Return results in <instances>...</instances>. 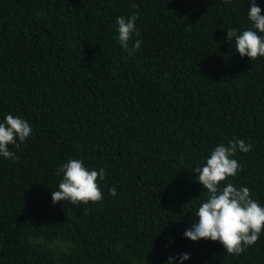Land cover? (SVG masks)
Here are the masks:
<instances>
[{"label":"trees","instance_id":"16d2710c","mask_svg":"<svg viewBox=\"0 0 264 264\" xmlns=\"http://www.w3.org/2000/svg\"><path fill=\"white\" fill-rule=\"evenodd\" d=\"M249 7L0 0V123L11 114L32 128L9 146L18 160L0 156V264H180L185 253L183 264H264V230L239 256L184 236L208 197L193 169L221 143L253 146L221 186L248 187L264 207V57L226 39L252 28ZM133 13L142 43L128 55L116 21ZM70 159L106 170L101 202L53 204Z\"/></svg>","mask_w":264,"mask_h":264},{"label":"clouds","instance_id":"9594fccd","mask_svg":"<svg viewBox=\"0 0 264 264\" xmlns=\"http://www.w3.org/2000/svg\"><path fill=\"white\" fill-rule=\"evenodd\" d=\"M225 4H232V0H224ZM136 7L135 4L132 5ZM256 0H250L248 19L252 28L243 32L237 28L227 30L226 39L235 38V48L241 57L255 60L264 57V15ZM138 15L133 13L130 17H117L118 42L121 48L133 55L141 46L142 41L135 39L140 33L136 29ZM255 29V30H253ZM258 30V32L256 31ZM32 128L28 121L11 114L0 123V156L16 161L19 157L11 151L9 146L19 147L31 135ZM19 141V143H18ZM250 143L242 139L230 140L225 146L221 143L215 147L206 160V164H199L193 169L197 173L196 179L207 190L208 197L202 202L196 212L198 221L186 229L184 236L193 242L201 239L219 241L226 249L228 255L239 256L246 252L249 246H254L262 230H264V207L251 198L248 187H235L228 182L221 186L222 181L236 176L242 165L233 157L237 152L248 153L252 150ZM57 174H62L59 190L52 192V202L68 201L73 205L89 202L99 203L103 193L97 183L98 178L104 181L106 170L104 168L89 170L84 166L83 160L70 159L57 168ZM109 194L116 196V189L110 188ZM174 257H169L165 264H173ZM189 259V254L180 256V264Z\"/></svg>","mask_w":264,"mask_h":264}]
</instances>
